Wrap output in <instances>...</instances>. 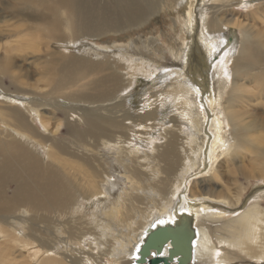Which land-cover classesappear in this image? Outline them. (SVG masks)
Masks as SVG:
<instances>
[{
	"label": "bare ground",
	"instance_id": "obj_1",
	"mask_svg": "<svg viewBox=\"0 0 264 264\" xmlns=\"http://www.w3.org/2000/svg\"><path fill=\"white\" fill-rule=\"evenodd\" d=\"M212 1L217 4L211 7L207 27L219 32L234 26L241 32L239 41H228L229 47L222 50L233 54L228 70H223L226 61L220 65L223 57L212 61L214 40L208 41L210 37L203 31L197 0L7 3L3 9H11L9 19L15 18L19 25L15 31L8 30V38L18 39L17 47L0 45V79L5 76L16 84L11 91L15 97L0 98V264H80L82 256L90 257V264H98L101 256L107 259L103 264H133L134 249L146 227L179 225L185 220L195 229L193 264H264V191L238 213L226 215L244 202L250 183L264 180V116L255 110L257 105L264 106V29L254 27L256 20L251 25L236 16L233 2L238 7L248 0ZM188 3L193 4L194 20H187L184 34L190 40L200 36L204 54L194 58L186 54L191 57L179 68L173 60L163 69L149 53L140 51L138 45L145 52L153 48L160 53V35L134 39L129 49H118L127 65L115 63L113 68L108 59L88 60L72 50L49 47L65 45L68 39L77 46L84 36L134 31L153 23L156 14L176 11L178 5ZM258 16L254 19L262 18L264 26V16ZM3 32L0 30L1 39ZM187 44L190 52L189 41L181 49ZM177 47L170 52L176 53ZM40 52L43 55H35ZM127 52L140 56L133 58ZM32 53V63L39 65L33 74L18 63L20 57L27 60ZM125 66L131 70L126 72L127 78L119 72ZM128 72L150 74L145 86L150 92L147 101H155L140 115L126 106L131 96L128 87L135 82ZM35 74L41 79L35 80ZM162 76L173 81L163 84L158 81ZM163 86L169 87L166 95H159ZM7 89H3L5 93ZM39 89L45 90L41 94ZM65 90L68 94L60 95ZM156 96L166 108L177 111L172 116L166 113L169 119L164 124L170 125L156 137L144 138L142 134L154 129L155 123L145 121L156 119ZM59 99L71 103L64 113L78 112L77 119L64 123L57 116ZM47 102L53 103L52 110H44ZM130 123L140 126L132 131L145 140V150L128 146ZM62 124L64 132L71 129L75 135L59 136ZM220 158L242 174L247 184L235 183V190L225 193L216 190L213 179H194L192 187L197 190L192 192L190 175L199 168L204 173L210 168L215 177ZM243 158L248 159L249 171L240 169ZM205 202L209 212L198 208ZM92 236L104 247L100 255L92 253ZM62 244L68 251L56 252Z\"/></svg>",
	"mask_w": 264,
	"mask_h": 264
},
{
	"label": "rangeland",
	"instance_id": "obj_2",
	"mask_svg": "<svg viewBox=\"0 0 264 264\" xmlns=\"http://www.w3.org/2000/svg\"><path fill=\"white\" fill-rule=\"evenodd\" d=\"M9 1L10 0H1L0 1V12L2 14V17H0V30H2V31L5 32V33L3 32V34H2V36H3L2 39L0 37V45H3L4 44V46H6L8 44V46L11 45V46L17 47V40L18 39L17 38L15 39V37H13V36H11L10 38H8V34L10 33V32L8 33V30H11L12 29L11 32L13 30L15 31L17 29L18 25H19V23H17L16 21L14 22L15 18H14V20H10L9 19L13 15V13L11 11L9 12V10H11V9H3L4 7H7L8 6L7 3ZM246 2L244 1L243 3H240V5L238 7H236L238 2L237 1L236 2H233L234 5L232 6V8L234 9L235 12H238L236 16H238L239 18L243 19L242 20L243 22L246 21L245 22L246 24L247 23L248 24L251 23V25H252L255 22V20H256V22L254 24H257V25H254V27L260 28V29H264V26L261 23L262 22V18L260 19L261 21H258L259 19H254V18L260 17V16H258V14H262V16H264V12H263V10H264V0H248ZM215 4H217V3L216 2L213 3L212 0H197V4H195V5H196V9H198V15L201 17L200 19H201V22H202L203 31H204V33H205L206 36H208V37L211 38V39L209 38L208 41H210V40L213 41L214 40L213 41L214 42V48H213L214 50L213 49L211 50V55H210L211 58H212V61L213 62L214 61H217L218 57L220 56L221 58L223 57L221 59V61H220V65L226 61L225 62V65L226 66L227 65L230 66L231 65V61L230 60H231L233 54H231V53H229V54L228 53L227 54L224 53L223 54L222 53V50L224 52V50H226V48L229 47L231 41H233L234 39H237V41H239L241 32H240V30L237 27H234V26H228L227 28H224L223 27L224 29H222L219 32L218 31L217 32H213L212 30L214 28H212V30H211V27L210 26L207 27V21L209 19V14L211 13L210 11L212 10L211 7H212V5H215ZM244 4L245 5H249V6L246 7V6H244ZM192 10H193V4L188 3V4L183 5L182 7L178 5L176 11H173V12H171V11L168 12L167 11V12H164V13L161 12L159 14H156L155 15V18L152 19V21L154 20L153 23H150L151 25L150 24H145L146 26L144 25L142 27H139L138 29H136L134 31L133 30L132 31L129 30V31H126V32H122L120 34L119 33H108V34H104V35H101V36H89V37L88 36H84V37H81V39L79 40L80 43H79V41H77V43H79L77 46L76 45H73L72 42L69 41V39H68V41H67L68 43H66L65 45H63V44L62 45H55V44H52L51 45L50 44L49 47L51 49L53 48V50H62V51H68V50L71 51L72 50V51L76 52L78 55H80L82 57H85L88 60H93V61H99L100 60V61H103L104 62V61H107V59H108V61H109V63L111 65L112 64H115V63H117V65H119L118 63H120V65H123L122 63H124V65H127V62H124L123 59H120V56H119V53L120 52H119L118 49H121V47H127L129 49L132 46L131 45V41L134 40V39H145V38H148L149 36H157V35L159 36L160 35V39H161L160 42H162V45L160 46L161 52L160 53L158 52V54L159 55H162L163 57H161L158 54H156V52L153 50V48H150L148 51L145 52V50L143 49V47H141L140 45H138L141 48L140 51L142 50L141 52H144V53H147V54L149 53L148 55L151 56L155 60V63L156 64L158 63L160 66H164L163 69L167 67V64H170V61H173V60H177L178 61V68H179L181 65L184 64V62L186 61V58H189L191 56H192V58L197 57V56H199V53H200V56L202 54H204V49H201L200 48V47H202L201 44H200V42L201 43L203 42L202 40L199 39L200 36H198V38H195V37L193 38L192 37L191 40H190L184 34V30H185V27L187 25V20H194L192 18V16H193ZM256 11H258V13ZM246 14L249 15V17H247ZM253 14H254V16L255 15H257V16L254 17ZM245 16H246V18H245ZM252 18L254 19V21H253ZM172 19H174L176 21V24H175L174 20H172ZM259 23L262 24V25H259ZM257 26H259V27H257ZM140 30H142V31H140ZM136 34H138V35H136ZM27 35H29V33ZM27 35H26V38H27ZM199 35H200V33H199ZM223 35H225V36H223ZM31 37L32 36L30 35L28 37V39L31 38ZM224 38H226V39H224ZM196 39H198L199 41L196 40ZM186 41H189L190 42V45H189L190 52L188 51V48H187L188 47V44L186 45V47L184 49L185 51L183 49H181L182 46L184 47V42L186 44ZM38 42H39V40H38ZM196 42H199V43H196ZM194 43H196V44H194ZM66 45H68L67 46L68 48L65 47ZM176 45H178V47L180 46L177 51L182 56H178L177 55V53H178L177 51H176V53H172V52L175 51ZM193 46H195L196 49H193ZM39 47L41 48V44L39 45ZM108 47H110V48H113L114 47V48H117V49H111L110 50V48H108ZM43 48H46V45H45V47H42V49ZM104 49H105V51H104ZM170 50L172 52H170ZM180 50H181V52H180ZM98 52H105L106 54L107 53L108 54L107 55L100 56V55H97ZM135 53L136 52H134V53L127 52V54H132L133 58H136V56H138V55L140 56V54H135ZM12 54L13 55H16L15 52L12 53ZM34 54L35 53H32V54L28 55V59L27 60H25L23 57H20L19 60H18V63L19 64H22L23 63V65L29 67L28 68L29 69V72L32 73V74L34 73L33 71H35V70L38 71V66H39V65H37V62L35 63V65H34V63H32V59L35 58ZM41 54L42 53L40 52L38 54L36 53L35 55L36 56H39ZM95 54H96V56H95ZM186 54H192V55L191 56H187ZM40 57H42V56H40ZM108 57H110V58H108ZM21 58H23V59L21 60ZM149 63H152V62H149ZM193 63L194 62L191 61V65L192 66H193ZM228 66L227 67H224L223 70H228L229 69ZM126 67L127 66L123 67L124 70H119V72L121 71L120 73L123 72L122 74H123L124 78H127L129 76V75L127 76V73H126L127 71H130L131 72V70L128 67H127V70H126ZM24 68H26V67H24ZM112 68H113V65H112ZM159 70L160 69H158L156 73L160 72ZM197 70H202V69H198V67H197ZM130 72H128L130 74V77H132L133 75L135 76L134 77L135 82H134V84H133L132 87L131 86L128 87V89L130 90L131 96L128 98L129 100L127 99L126 106H127V108H129L130 110H132V113L139 114V112L145 111L144 109H148L149 108V107L146 106L148 103H150L151 101L152 102L155 101L152 98H151L152 99L151 101L150 100L147 101V99L149 98L150 92H148V89H145L146 88L145 86L150 81V79H149L150 78V74L149 73L148 74H142V73L133 74V73H130ZM192 72H193V70H192ZM156 73L154 72V75H152V77L155 76ZM163 73H166L167 74V71H163ZM36 77L38 78L39 77V74H35L34 78H35V80H38V79L40 80L41 79V77H39L38 79ZM164 78H166V76H162L161 78H159L158 81H160V82H162L163 84H166V85L169 84L171 81H173V79L172 80L169 79L170 81H168V80H166ZM209 78H211L210 75H209ZM162 79H163V81H162ZM29 80L31 82L34 81L33 78H31ZM0 82H1L0 84L2 85V86L0 85V87H2V88H0V98L1 99L7 98V95H11L13 97L16 96L15 92L14 93L11 92L12 90H14L16 84L12 83L10 81V79L8 77H5V76H3L0 79ZM175 83L177 85L178 81L175 82ZM173 85H175V84H173ZM198 85L199 84L197 83V85L195 87L197 88ZM6 87L9 88V90L7 89V91H8L7 93H5L4 90H3V89H6ZM39 87L41 88L43 86L40 85ZM168 88H169L168 86H163V89L159 88V90L162 91V92H159V95H161V94L162 95H166V91H167ZM170 88H173V87L170 86ZM44 90L45 89H39L37 91L42 94ZM67 91L68 90H65V92L63 91L62 94L60 93V95H62V96L67 95L68 94V93H66ZM47 98L49 99L50 96H47ZM153 98H155V97H153ZM159 98H160V96H156V99H159ZM51 99H53V95L51 96ZM56 102H58L60 104H58V106L56 105L57 108L55 109V112L57 113V116H59L60 118L63 119L62 121L64 123H65V121H68V120L69 121H74L75 118L76 119L78 118L77 117L78 112H75V113H72V112H68L67 113V112H65L64 113V111L67 110V108L69 106H71V103L69 101L59 99ZM127 103H128V105H127ZM52 104L53 103L47 102L46 105L43 107L44 110H52ZM129 105H130V107H129ZM156 105H157V109H158V114L156 115V119L145 121V123H150V122L155 123L154 124L155 127L153 126L154 129L151 128V129L147 130L148 132H150V134H144V135L142 134V136L144 138L145 137H150L152 135H153V137H156L157 134H158L157 133L158 131L162 132L163 128L167 127V125H170V122L166 123L167 125L164 124V122L167 121V119H169V118H167L165 116L166 113H168V115H171L172 116V114H174L175 111H177V110H174L172 107L166 108V106L164 105V103H161L160 102V99L158 100V102H157ZM159 105H161V106H159ZM77 106H79V105L77 104ZM255 107H258L259 108V109L255 108V110H258L257 112L261 113L260 116L261 117L264 116V106H262L260 104L259 106L257 105ZM167 110H168V112H167ZM65 114H68V115H65ZM63 116H65V117H63ZM35 125H36V127L38 129H40V131L42 130L40 128V125L39 124L36 123ZM129 125L131 126V128L128 129V131H127V135H128L127 137L128 138H126V142H127L128 146H133L134 148H139L141 150H145V149H143V148H146V146H144L146 144L145 143V140H141L139 138L138 134H135V132L132 131L133 129L134 130H138V128H140V126H138V125H131V123ZM64 126L65 125H63V124L61 125V127H60L61 130L60 131L63 134H60L59 136L68 137V134L69 135L70 134L75 135L74 131L71 130V129H69L67 131L68 134L66 132H64ZM80 126L82 127V125H80ZM59 136L57 135V137H59ZM158 140L159 141H162L163 139L160 138ZM140 141H142V142H140ZM126 142H125V144H126ZM141 143H142L143 146L141 145ZM217 163H218V160L216 161V164ZM218 165H219L217 167V172L218 173H217V175L215 177H213V175H212L213 170L212 171L209 170L210 168L208 169V166H206V170L208 169L207 171H205L206 173H204V171H200V168H199V171L197 172V174L190 175V178L189 179H191V181L188 184V188H190V190L192 192H194V190H197V188L196 187H192L193 180L194 179L200 180V179H204V178L205 179H207V178L208 179H213L212 181H214V182L216 181V186H215L216 190H221V191H223L225 193H229L231 191H234L235 188H236V184L235 183L241 184L243 186L247 184V181L244 179V176L242 174H239L236 171V169L231 168L232 166L231 167L228 166L226 164V161L225 160H222L221 159L220 164H218ZM249 167H250V165L248 163V159L247 158H243V161L241 163L240 169L242 171L246 172V171H249ZM214 169H216V166L214 167ZM121 187L122 186H120V188ZM261 191H264V180H261L260 179V180H256V181L250 183L248 185L246 191H245V194L243 195L244 202L241 205H238L237 206V208H236L237 210L236 209H233V211L235 210L234 212L233 211L226 212V215H228V214L233 215V214H236L239 211H241L240 209H244V207L247 205V203H249L251 200H254L258 196V194L261 193ZM205 201L207 203H210L211 202L209 199L208 200L206 199ZM206 202H205V204L202 203L201 206H198L199 210L202 208L205 212H209V210H210L209 208H208L207 211L205 209ZM241 206H242V208H240ZM88 210H90V209H88ZM151 210H153V209H151ZM136 219H139V218H136ZM18 230H17V232L20 233V231H18ZM92 237L94 238V236H92ZM93 238H92V241H94V242L91 243V246L93 245V248H92L93 251H92V253H93V255H96L97 256V255H100L101 251H104V247L98 245L97 240L95 238H94L95 239L94 240ZM224 246L226 248H230L227 245H224ZM60 247L61 248L57 249L56 252H59L60 253V252H63V250H65V252L68 251L65 248L66 247L65 244H62V246H60ZM89 248L90 247H88L86 249H89ZM74 253H75V251L73 250L72 251V254H74ZM75 255H76V253H75ZM57 256H59V254H57ZM101 257L102 258L97 261L98 264H103L104 263V260H107L103 256H101ZM82 259H84V260H82ZM82 259L79 260L81 262L80 264H90V262H89V260H91L90 257L87 258L85 256H82ZM127 261L131 262V259L130 260H127Z\"/></svg>",
	"mask_w": 264,
	"mask_h": 264
},
{
	"label": "water",
	"instance_id": "obj_3",
	"mask_svg": "<svg viewBox=\"0 0 264 264\" xmlns=\"http://www.w3.org/2000/svg\"><path fill=\"white\" fill-rule=\"evenodd\" d=\"M143 234L134 249L137 254L133 264H193L195 229L189 220L179 225H151Z\"/></svg>",
	"mask_w": 264,
	"mask_h": 264
}]
</instances>
